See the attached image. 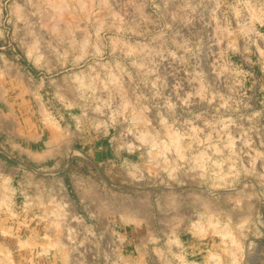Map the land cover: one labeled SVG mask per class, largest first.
Here are the masks:
<instances>
[{"label":"rangeland","instance_id":"obj_1","mask_svg":"<svg viewBox=\"0 0 264 264\" xmlns=\"http://www.w3.org/2000/svg\"><path fill=\"white\" fill-rule=\"evenodd\" d=\"M0 264H264V0H0Z\"/></svg>","mask_w":264,"mask_h":264}]
</instances>
